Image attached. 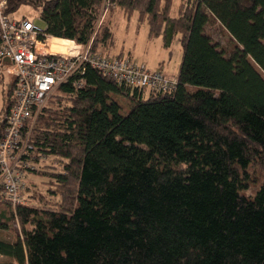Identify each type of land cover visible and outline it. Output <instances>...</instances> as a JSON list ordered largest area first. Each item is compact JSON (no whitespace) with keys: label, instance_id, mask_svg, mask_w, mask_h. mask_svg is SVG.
<instances>
[{"label":"trees","instance_id":"obj_1","mask_svg":"<svg viewBox=\"0 0 264 264\" xmlns=\"http://www.w3.org/2000/svg\"><path fill=\"white\" fill-rule=\"evenodd\" d=\"M28 4L48 35L84 46L105 7L138 12L150 38L180 35L184 54L173 93L146 96L91 68L85 88H60L33 137L59 165L44 173L47 193L29 195L41 209L17 207L21 233L0 239V256L11 264H264V0H187L177 18L172 0H11L8 12ZM215 23L235 43L230 56L207 33ZM114 43L105 18L92 52L108 56ZM112 95L131 111L123 115ZM5 202L0 230H12Z\"/></svg>","mask_w":264,"mask_h":264},{"label":"built area","instance_id":"obj_2","mask_svg":"<svg viewBox=\"0 0 264 264\" xmlns=\"http://www.w3.org/2000/svg\"><path fill=\"white\" fill-rule=\"evenodd\" d=\"M10 2L0 0V72L14 77V90L0 138V195L17 208L31 205L26 194L28 173L40 170L48 161V156L38 152L33 142L34 123L63 85L77 90L85 88L88 68L119 84L147 92L173 93L178 79L152 72L132 58H112L92 52L93 38L105 19L107 7L87 46L69 40L66 53H46L44 50L50 48L53 37L48 35L46 27L37 23V20L43 21L41 11L30 5L39 12L37 20L16 19L13 16L16 12H8Z\"/></svg>","mask_w":264,"mask_h":264},{"label":"rangeland","instance_id":"obj_3","mask_svg":"<svg viewBox=\"0 0 264 264\" xmlns=\"http://www.w3.org/2000/svg\"><path fill=\"white\" fill-rule=\"evenodd\" d=\"M187 0H172L171 16L177 18L179 16L180 7L185 4ZM16 19H22L26 17L30 20H37L39 12L30 5H23L13 15ZM106 22L110 26L114 35V47L110 49L108 56L115 58L118 56L132 58L140 64H144L152 72H162L169 78H176L179 74V70L183 60V45L181 43L180 35L174 36L170 41L165 42L163 37L150 38L149 37V25L148 21H140V15L138 12H134L132 15H126L120 9H116L113 13H106ZM40 26L45 27V24L41 20H37ZM207 33L212 37L213 41L220 46L221 49L227 51L228 56L234 53L235 43L231 40L227 32L217 23L207 28ZM14 82V77L8 74L0 73V128L3 123L5 110V102L9 100L7 93L10 90V85ZM13 93V92H12ZM148 92H146V96ZM112 100L116 101L121 106V113L127 114L131 111L132 105L126 98L119 95H112ZM33 137L35 129L37 128L38 121L34 123ZM52 163L59 165L54 158L51 157L41 166L38 174L32 172L28 173L26 182L30 190H27V196L31 200V204L40 208L38 200L33 199L29 195L38 197L39 193L46 194L49 188V177L44 176V173H48L49 165ZM60 169V167L58 168ZM254 173V170H252ZM260 177L262 176L257 172ZM255 186L250 189L247 194H253ZM29 191V192H28ZM50 199V197H48ZM56 198H52L54 202ZM5 200L0 195V209L5 207ZM46 203V199L41 202ZM39 205V206H38ZM13 212L12 230H0V239L7 242H14L18 235L21 233V224L19 216L16 213V209L11 206ZM0 262L13 263L12 260L0 256Z\"/></svg>","mask_w":264,"mask_h":264},{"label":"bare ground","instance_id":"obj_4","mask_svg":"<svg viewBox=\"0 0 264 264\" xmlns=\"http://www.w3.org/2000/svg\"><path fill=\"white\" fill-rule=\"evenodd\" d=\"M69 40L60 39L53 37L49 42V49L44 50L46 53H53V52H62L66 53L67 49L65 46L70 45L68 42ZM40 48L43 49V46L40 45Z\"/></svg>","mask_w":264,"mask_h":264},{"label":"water","instance_id":"obj_5","mask_svg":"<svg viewBox=\"0 0 264 264\" xmlns=\"http://www.w3.org/2000/svg\"><path fill=\"white\" fill-rule=\"evenodd\" d=\"M6 62H9V60L7 59Z\"/></svg>","mask_w":264,"mask_h":264},{"label":"crops","instance_id":"obj_6","mask_svg":"<svg viewBox=\"0 0 264 264\" xmlns=\"http://www.w3.org/2000/svg\"><path fill=\"white\" fill-rule=\"evenodd\" d=\"M122 11V10H121ZM177 78V77H176Z\"/></svg>","mask_w":264,"mask_h":264}]
</instances>
